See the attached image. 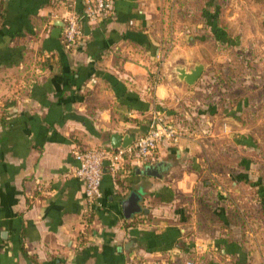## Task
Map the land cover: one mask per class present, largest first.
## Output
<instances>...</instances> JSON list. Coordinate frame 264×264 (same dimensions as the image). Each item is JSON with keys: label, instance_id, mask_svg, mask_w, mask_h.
Segmentation results:
<instances>
[{"label": "crops", "instance_id": "0c3cea01", "mask_svg": "<svg viewBox=\"0 0 264 264\" xmlns=\"http://www.w3.org/2000/svg\"><path fill=\"white\" fill-rule=\"evenodd\" d=\"M89 1L0 0V264H264L252 233L231 224L227 198L212 209L218 197L198 162L217 126L248 132L239 106L247 90L262 100L264 0H114L113 14L89 21L90 34L69 51L54 24ZM170 37L174 48L160 61ZM197 63L205 66L197 83L180 82L176 68ZM157 68L163 77L152 88ZM243 72L256 84H239V110L226 96L218 118L200 82ZM154 109L177 119L185 137L163 144L148 164L106 170L102 205L88 211L74 153L111 145L113 133L135 140ZM259 160L242 161L238 175L230 169L247 191L264 186L252 175L264 171ZM150 165L159 176L144 172ZM132 192L143 210L127 219L122 203Z\"/></svg>", "mask_w": 264, "mask_h": 264}, {"label": "rangeland", "instance_id": "374dc122", "mask_svg": "<svg viewBox=\"0 0 264 264\" xmlns=\"http://www.w3.org/2000/svg\"><path fill=\"white\" fill-rule=\"evenodd\" d=\"M169 1L175 7L176 3L178 4L182 0ZM172 5L171 11L173 9ZM262 48V54L264 55V45ZM214 64H217V62ZM261 68L263 74H260L259 80L264 83V63ZM237 70L241 71V67L239 66ZM255 78L256 76L245 72H243L242 76L239 75L238 78H236V76L227 78L220 73L217 74L215 78L212 77V80H206L200 83L205 88L208 87L212 90V94L215 97L214 101L217 106V114L219 115L218 118H223L225 110H227L228 107L225 106L228 104L227 97L230 99L229 105L234 103V107L239 110L237 102L241 100L243 90H240L238 86L239 84H244V80L256 84ZM230 81H232L233 84H229ZM224 87H226L225 90L223 89ZM228 88L233 89L226 91ZM246 93L245 102L243 103L244 107L241 105L239 106L240 109L242 108L241 112L246 118V123L249 128L248 132L244 135H240L239 131H231L229 134H225L223 129H226L223 124L219 122L222 126L219 125L217 127H223V129L219 131L218 128L215 135L211 137L212 141L209 143V146L204 147L208 151L198 162H201L204 166L207 165L209 172H203L201 174L202 179L204 182H210V192H214L218 197L215 201L218 202V204H214L212 209L215 211L223 209L224 207L221 204L223 201L221 199L226 197L230 204L227 210L232 216L231 224L240 225L242 229L252 233V235H249V243L255 249L251 250L254 251V256L257 254L259 258H262L264 255V204H262L261 198L264 197V193L263 195L259 194L261 193L259 192L260 188H255V190L249 189L247 191V187L237 181L234 176V174L238 175L240 173V170H238L239 164L245 159H247L250 164L260 163L259 159L264 161V150L262 152L260 149L263 148L262 145L264 146V95H261L260 98L262 100L258 102L256 91L247 90ZM197 95L200 96V98L204 96L200 93ZM230 169L235 170V172L233 171L234 174H231L232 170ZM252 175L255 177L258 175V177L261 178L260 180H262L264 171L262 173L260 171L253 172ZM233 183H235V185ZM225 190L227 196L223 194ZM231 197L233 200L232 202H230ZM204 210L206 212L209 209Z\"/></svg>", "mask_w": 264, "mask_h": 264}, {"label": "built area", "instance_id": "2783aa9c", "mask_svg": "<svg viewBox=\"0 0 264 264\" xmlns=\"http://www.w3.org/2000/svg\"><path fill=\"white\" fill-rule=\"evenodd\" d=\"M114 3V0H90L81 13L68 14L63 20L61 33L66 49L73 51L83 41L84 22H98L105 16L112 15ZM173 48L174 40L170 37L166 46L159 50L158 59L162 61ZM162 77V72L157 68L152 73L151 87L155 88ZM185 130L173 116L154 109L147 132L138 136L127 148L106 145L76 151L74 154L79 164L74 174L85 185L88 211H95L102 205L101 186L105 167L117 175L124 173L129 163L148 164L153 161L163 144L177 145L185 137ZM186 264H196V261L188 259Z\"/></svg>", "mask_w": 264, "mask_h": 264}, {"label": "water", "instance_id": "95a60500", "mask_svg": "<svg viewBox=\"0 0 264 264\" xmlns=\"http://www.w3.org/2000/svg\"><path fill=\"white\" fill-rule=\"evenodd\" d=\"M55 28L53 29L52 35L55 37H60L62 33V28L64 25V21L61 20V22L54 24ZM84 32L85 35L90 34V25L88 22H85L84 24ZM205 70V66L201 63H197L193 68L190 70H186L184 67H178L176 68V76L180 82L186 83L189 87L194 86L197 81L201 78L203 72ZM134 142V136L132 135H121L119 133H113L111 136V145L114 147H124L127 148L129 145H131ZM108 170L109 168L105 167L104 172ZM160 168L155 165L148 166L144 172L147 174L152 175H160ZM124 216L127 219L132 218L135 214L141 212L143 210L142 206L140 205V197L136 192H132L130 196L125 199L122 203Z\"/></svg>", "mask_w": 264, "mask_h": 264}, {"label": "trees", "instance_id": "16d2710c", "mask_svg": "<svg viewBox=\"0 0 264 264\" xmlns=\"http://www.w3.org/2000/svg\"><path fill=\"white\" fill-rule=\"evenodd\" d=\"M1 12V11H0ZM214 17V15L211 13V18H213ZM217 17V16H216ZM216 28H217V24H216ZM215 29V28H214ZM220 32H223V31H220ZM260 189H259V192H261V193H259L260 195H263V193H264V186H260L259 187ZM258 200H259V198H258ZM261 200H262V204H264V197H262L261 198Z\"/></svg>", "mask_w": 264, "mask_h": 264}]
</instances>
